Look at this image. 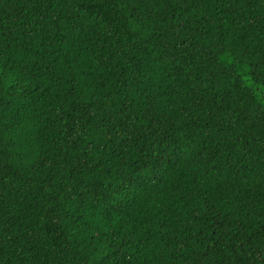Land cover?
Returning <instances> with one entry per match:
<instances>
[{"label": "trees", "instance_id": "1", "mask_svg": "<svg viewBox=\"0 0 264 264\" xmlns=\"http://www.w3.org/2000/svg\"><path fill=\"white\" fill-rule=\"evenodd\" d=\"M0 264H264V0H0Z\"/></svg>", "mask_w": 264, "mask_h": 264}]
</instances>
